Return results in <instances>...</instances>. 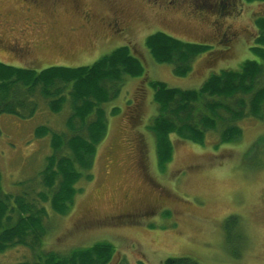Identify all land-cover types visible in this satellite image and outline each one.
<instances>
[{"label": "rangeland", "instance_id": "obj_1", "mask_svg": "<svg viewBox=\"0 0 264 264\" xmlns=\"http://www.w3.org/2000/svg\"><path fill=\"white\" fill-rule=\"evenodd\" d=\"M81 1L0 0L1 63L37 71L74 68L127 46L143 67L142 75L124 78L118 96L105 106L107 132L97 148L93 179L77 184L67 215L52 214L40 248L64 255L108 243L114 248L109 264H163L181 257L198 264H264V118L241 121V138L233 144H217L213 133L203 145L170 136L172 157L163 168L150 128L156 115L150 82L198 90L212 74L237 70L246 60L259 61L250 48L256 44L264 49L256 42L264 31L255 25L264 16V0H234L226 14H214L222 21L219 31L234 35L229 43L209 23L196 26L185 17L174 19L176 27L143 31L156 22L149 17L145 25H132L129 41H94L99 29L81 30L72 14L77 6L93 4ZM115 1L133 14L147 15L139 0ZM155 32L207 48L189 64L188 74L177 76L171 65L154 63L145 48V39ZM12 43L24 52H13ZM68 114L45 108L31 119L0 117L5 189L44 168L50 137L36 135V128L66 133ZM31 254L28 247H15L0 254V264H17Z\"/></svg>", "mask_w": 264, "mask_h": 264}, {"label": "trees", "instance_id": "obj_2", "mask_svg": "<svg viewBox=\"0 0 264 264\" xmlns=\"http://www.w3.org/2000/svg\"><path fill=\"white\" fill-rule=\"evenodd\" d=\"M255 25L264 31V16L257 18ZM256 42L264 47V38L258 37ZM255 45L250 53L259 61L246 60L237 70L212 74L198 90L172 89L158 81L150 82L156 106L150 128L161 168L172 157L170 136L203 145L207 135L213 133L218 137L217 144H233L241 138V121L264 118V49ZM145 48L154 63L169 64L174 75L183 77L207 46L158 32L146 38ZM132 54L129 47L120 46L88 66H53L39 71L0 62V117L26 120L45 108L53 114L64 109L69 112L66 133L52 132L47 126L36 128V135L50 137L51 152L35 177L5 189L0 176V254L25 246L32 251L31 258L17 264L111 262L114 248L108 243L77 248L64 255L44 252L40 247L52 214L67 215L79 191L77 184L93 179L97 148L107 132L105 106L118 96L125 77L143 73ZM163 264L198 262L181 257L168 258Z\"/></svg>", "mask_w": 264, "mask_h": 264}, {"label": "flooded vegetation", "instance_id": "obj_3", "mask_svg": "<svg viewBox=\"0 0 264 264\" xmlns=\"http://www.w3.org/2000/svg\"><path fill=\"white\" fill-rule=\"evenodd\" d=\"M33 1L34 0H32V2ZM64 1L76 3V5L82 3L81 0ZM233 1L234 0H139L140 6L147 12V15H141L129 12L121 3L115 0H93V4L91 5L86 4L82 7H75L72 14L76 16L81 30L99 29V34L95 37L94 41L107 42L124 39L129 41V33L130 30H132V25H145L149 17L156 20V22H151L152 24H150V26H145L146 29L143 31L150 30L154 27L162 30L163 27H176L174 19L185 17L188 21H194L196 26L209 23L213 29L217 30V35H220L219 38L222 39L223 42L229 43L234 40V35L231 34L228 36L227 33H221V31H219V28H223L222 21L215 19L214 14L220 16L226 14L227 12L225 10L228 4L231 5ZM101 9L106 10L102 12ZM75 31L76 28L70 29L71 33ZM212 35H214V33ZM11 46L13 47L12 51L16 52V54L24 52V49L18 46L17 43H12Z\"/></svg>", "mask_w": 264, "mask_h": 264}]
</instances>
